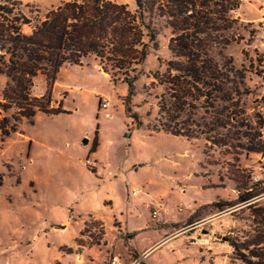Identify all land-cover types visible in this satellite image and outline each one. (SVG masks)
<instances>
[{
    "label": "trees",
    "instance_id": "trees-1",
    "mask_svg": "<svg viewBox=\"0 0 264 264\" xmlns=\"http://www.w3.org/2000/svg\"><path fill=\"white\" fill-rule=\"evenodd\" d=\"M135 4L130 10L108 0H65L43 19H31L22 10V0H0V75L6 80L0 112L15 110L14 122L36 112L63 113L61 103L49 109V98L30 95L33 79L42 76L49 87L61 68L80 67L89 59L114 83L128 86L123 105L129 112L133 84L156 40L151 19H161L170 29L167 46L172 59L162 75L154 77L163 91L156 97L159 119L153 130L264 154V144L255 141L244 117L242 101L250 94L247 71L222 54L248 32L232 16L241 0H135ZM26 25L33 28L27 35L22 31ZM15 128L7 121L0 123V144ZM234 141L243 142L232 146ZM234 190L239 193L235 202L217 201L212 208L221 212L257 196L246 185ZM240 259L252 264L244 256Z\"/></svg>",
    "mask_w": 264,
    "mask_h": 264
},
{
    "label": "rangeland",
    "instance_id": "rangeland-1",
    "mask_svg": "<svg viewBox=\"0 0 264 264\" xmlns=\"http://www.w3.org/2000/svg\"><path fill=\"white\" fill-rule=\"evenodd\" d=\"M64 1L22 0V10L31 19H43L48 12L56 9ZM108 1L126 5L130 10H134L136 7L135 0ZM240 6L241 9L239 7L232 16L234 19H238L239 24L245 27L248 32L242 37L243 40H238L237 43L228 46L222 51V54L231 57L238 68L243 67L247 71L246 84L250 94L242 101L246 113L244 117L249 119L253 128L251 133L256 138L255 141H258L260 140L259 133L264 132V0H241ZM248 19H254L255 23L247 22ZM151 20V24L157 30L156 40L145 58L142 73L138 75L133 84L134 92L129 104V112L123 105L128 94V86L121 81L114 83L103 73L97 76L98 72L89 63H84L80 67L61 68L57 73L56 80L80 87L89 108L97 111L93 115V119L96 121L95 126H99V132L105 128L110 130L113 137L117 134L121 135L126 152L125 154L119 152L117 156L119 165L125 162L120 174L123 179L127 180L129 188L140 186L139 188L142 189L138 194L139 201L134 205L136 213L142 214L144 217L150 215L143 204L147 196L142 197V194H146L144 186H142L143 183L141 184V181H145L147 177L142 171L147 165L159 173L161 172L164 177L171 175L185 186L183 189L186 192L176 195V193H171L173 191L171 188L175 184L173 185L169 181L163 183L168 192L163 203L165 209L170 212V220L184 219L187 209H193L198 204L215 199V197L232 199L231 188L234 189L235 186L246 185V188L253 190L257 197L251 204L252 207L246 208L245 205L238 204L231 207L233 209L228 212L223 213L225 209L218 213L219 216L228 215L230 221L229 225L222 227L223 230L212 234L209 232V224L202 221L189 224L184 228H187L188 231L194 228L208 229L209 236L213 239L209 249H199L202 256L196 264H246L240 259V256H244L245 261L252 264H264V187L262 186L264 185V169L262 168L261 155L248 154L235 147H215L204 139L192 140L195 141V146L191 149L176 139L160 137L148 140L143 137L147 128L153 130L157 126L156 120L159 119L156 97L161 95L163 88L158 86L154 77L161 76L166 62L172 59L167 46L170 29L164 26V21L161 19ZM32 30L31 25L22 27V31L26 35L30 34ZM43 88V77H35L33 93L38 94ZM89 90L101 91L104 96L100 97L109 100L110 108L107 111L101 110L99 99L91 98L88 94ZM69 107L75 109L77 105L69 100ZM7 112V114L0 113V123L7 121L12 124V117H18L13 109ZM79 112L84 114L81 109ZM107 115H111V117H107ZM65 120L66 117H61L55 121V124L63 131ZM63 133L66 134V131ZM91 135L94 136L95 132L93 131ZM93 136L91 137L94 139ZM242 142L234 141L232 146H236L238 143L242 144ZM1 146L0 179L4 175L9 184L0 188V193L5 195L12 193L15 188V177L9 173H11V166L14 163L15 153L19 148L17 145H13L12 140L6 142L3 148ZM186 150H188V154L184 153ZM200 153H202V159L200 168L197 169L196 159ZM198 170L199 177L205 181V184L210 186V182L220 183V186L226 188L203 189L195 181V177L186 180V176H192L193 173H196L197 176ZM138 172H140V177L135 184L132 181ZM97 178V184L101 183L102 179ZM255 179L258 181L255 182ZM18 190H21L22 194L17 198L0 199V264H41L37 248L32 250L27 247V241L31 239L34 245L45 229H48L51 224L61 221L59 218L61 212L64 216H73V219L77 221L80 220L79 217H83L84 212L83 209L80 212L77 207L72 209L64 206L61 208L53 203L41 204L26 196L27 189L18 188ZM236 194L238 196L239 193L236 192ZM141 198L144 199L141 200ZM178 206H182L185 210L178 212ZM4 220L9 226L3 223ZM214 244L221 246V249H215L214 252ZM252 252L257 254V257H253Z\"/></svg>",
    "mask_w": 264,
    "mask_h": 264
},
{
    "label": "crops",
    "instance_id": "crops-1",
    "mask_svg": "<svg viewBox=\"0 0 264 264\" xmlns=\"http://www.w3.org/2000/svg\"><path fill=\"white\" fill-rule=\"evenodd\" d=\"M247 22L255 23L254 19H248ZM86 63L98 72L97 76L103 73L110 78L93 59ZM5 82V78L0 75V102ZM43 85L40 93L34 94L31 89L30 95L33 98H49V109H57L61 103L63 113L47 115L36 112L30 119L20 118L17 122L13 121L12 124L16 125L15 131L10 133L0 146L3 148L6 142L12 140L13 145L19 148L9 173L15 177L16 184L12 193H0V199L17 198L22 194L18 188L27 189L26 196L38 203H53L61 208L77 207L79 211L83 209L84 215L77 221L73 216H64L61 212V221L45 229L34 245L31 239L27 241V247L32 250L37 248L41 264H133L142 256L144 260L140 264L198 263L202 254L200 255L197 248L190 246L189 241L192 238L210 237V234H205L208 229L194 228L188 232L175 233L198 221L208 223L209 232L212 234L223 230V226L230 224L228 215L219 216L220 212L213 210L211 205L217 201L235 202L238 197L236 191L231 188L232 199L215 197L193 209H187L184 219L170 220V212L165 209L163 203L168 193L163 183L169 181L175 184L171 193L176 195L184 194L185 186L171 175L164 177L161 172L147 165L142 170L147 177L141 184L143 183L146 194H142V197L147 196L143 204L150 215L144 217L136 213L134 205L139 201V197L131 196L130 192L140 186L129 188L127 180L120 174L125 162L119 165L117 156L119 152H126L121 135L113 137L110 130L105 128L99 132V126H95L96 121L93 119L97 111L89 108L80 87L61 83L56 79L48 87L44 78ZM88 94L97 100L104 96L99 90H89ZM69 100L76 103L75 109L69 107ZM79 109L83 110L85 115H82ZM61 117H66V134L55 124ZM93 131L94 136L91 135ZM143 137L148 140L160 137L176 139L185 147L192 149L195 146V141L148 128ZM82 140L87 141L85 148L81 146ZM184 153L188 154V150ZM201 154L196 159L197 169L200 168ZM89 158L96 161L99 168L96 172L84 166V160ZM139 174L140 172L134 175L133 183H137ZM195 174L186 176V180L195 177V181L203 189L226 188L220 186V183L210 182V186L205 184L199 177V170L197 176ZM97 177L102 179L99 184L96 182ZM7 180L4 175L1 177L0 188L9 185ZM178 208L179 206L177 211L180 212ZM151 210L158 211L159 219L151 218ZM3 223L6 224L5 220ZM217 225L219 226L216 227ZM213 248L215 252V249L220 250L221 246L214 244Z\"/></svg>",
    "mask_w": 264,
    "mask_h": 264
},
{
    "label": "built area",
    "instance_id": "built-area-1",
    "mask_svg": "<svg viewBox=\"0 0 264 264\" xmlns=\"http://www.w3.org/2000/svg\"><path fill=\"white\" fill-rule=\"evenodd\" d=\"M99 108L101 110L107 111L110 108L109 100L108 99H102L100 97L99 98ZM260 140L264 144V132H261V134H260ZM260 155H261V158L263 160V162H262V168L264 169V154H260ZM83 164H84V166L87 169H89V170H91L93 172H96L99 169L96 161H94V160L86 159V160H84ZM257 181L258 180L255 179V182H257ZM262 186L264 187V185H262ZM141 191H142L141 188H135V189H133L130 192V194H131V196L136 197ZM261 195H259V196H261ZM255 198H253L247 204H240V206L241 205H245V206L251 205L252 203H254L253 201L255 200ZM178 209H179L180 212L183 210V208L181 206H179ZM231 209H233V208H229V209L227 208L225 211H223V213L228 212ZM151 218L153 220H155V219L158 218V211L157 210H151ZM187 231H188L187 228H183V229L177 231L175 234L184 233V232H187ZM212 242H213V239L210 238V237H205V238H201V237L200 238H192L189 241V245L197 248L198 250L199 249H209ZM142 260H144V256L140 257L133 264H140L142 262Z\"/></svg>",
    "mask_w": 264,
    "mask_h": 264
},
{
    "label": "water",
    "instance_id": "water-1",
    "mask_svg": "<svg viewBox=\"0 0 264 264\" xmlns=\"http://www.w3.org/2000/svg\"><path fill=\"white\" fill-rule=\"evenodd\" d=\"M110 115H107V117H109ZM81 146L83 147V148H85L86 146H87V141L86 140H82L81 142ZM203 234V233H202ZM205 234H209V232L208 231H205ZM214 236V235H213ZM224 241H226V240H224Z\"/></svg>",
    "mask_w": 264,
    "mask_h": 264
}]
</instances>
